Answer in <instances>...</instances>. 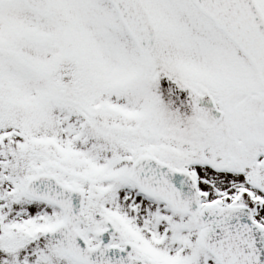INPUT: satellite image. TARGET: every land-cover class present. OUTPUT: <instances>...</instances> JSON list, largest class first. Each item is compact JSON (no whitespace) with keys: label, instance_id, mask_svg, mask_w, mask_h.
Returning <instances> with one entry per match:
<instances>
[{"label":"snow or ice","instance_id":"snow-or-ice-1","mask_svg":"<svg viewBox=\"0 0 264 264\" xmlns=\"http://www.w3.org/2000/svg\"><path fill=\"white\" fill-rule=\"evenodd\" d=\"M0 264H264V0H0Z\"/></svg>","mask_w":264,"mask_h":264}]
</instances>
